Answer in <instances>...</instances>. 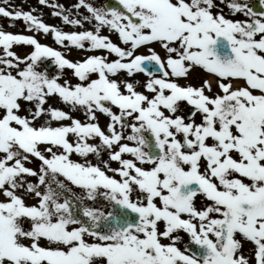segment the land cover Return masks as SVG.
I'll return each instance as SVG.
<instances>
[{
  "label": "snow or ice",
  "instance_id": "6c2138e0",
  "mask_svg": "<svg viewBox=\"0 0 264 264\" xmlns=\"http://www.w3.org/2000/svg\"><path fill=\"white\" fill-rule=\"evenodd\" d=\"M36 4L0 0V264H264V0Z\"/></svg>",
  "mask_w": 264,
  "mask_h": 264
},
{
  "label": "rangeland",
  "instance_id": "374dc122",
  "mask_svg": "<svg viewBox=\"0 0 264 264\" xmlns=\"http://www.w3.org/2000/svg\"><path fill=\"white\" fill-rule=\"evenodd\" d=\"M254 1L258 2V0H250V4L251 5H252V3L254 4ZM10 2L13 5V7H22L24 10H27L28 8H30L32 6H36L39 8V6L36 4V0H10ZM59 2L65 4V6H69L73 2V0H59ZM95 2L98 4H104L105 0H95ZM49 12H50L49 9H47V8L43 9V15H44L45 22H47L49 24H60V21L58 19L49 16ZM8 24H9V20L7 18H3V17L0 18V26H3L5 28V30H8V31L11 30L12 32L23 31V24L19 21L16 22V27H13V28H8ZM61 26L64 27V30H66V31L73 30L69 26H63V25H61ZM38 38L41 39V42H48L52 45L54 44L50 38H43V37H38ZM73 51H71L69 58H71V59L79 58L77 56L79 53L77 51H75V52H73ZM81 54H82V56L85 55V53H81ZM101 123L102 124L104 123L103 117L101 118Z\"/></svg>",
  "mask_w": 264,
  "mask_h": 264
},
{
  "label": "bare ground",
  "instance_id": "6f19581e",
  "mask_svg": "<svg viewBox=\"0 0 264 264\" xmlns=\"http://www.w3.org/2000/svg\"><path fill=\"white\" fill-rule=\"evenodd\" d=\"M73 51V50H72ZM74 52V51H73ZM72 55V54H71Z\"/></svg>",
  "mask_w": 264,
  "mask_h": 264
}]
</instances>
